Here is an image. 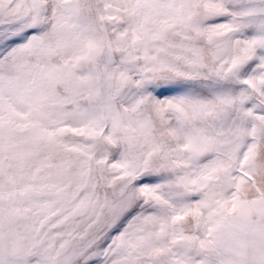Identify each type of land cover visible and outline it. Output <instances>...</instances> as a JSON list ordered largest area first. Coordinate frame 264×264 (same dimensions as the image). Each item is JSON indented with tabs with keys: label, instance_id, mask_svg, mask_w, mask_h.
<instances>
[{
	"label": "snow or ice",
	"instance_id": "1",
	"mask_svg": "<svg viewBox=\"0 0 264 264\" xmlns=\"http://www.w3.org/2000/svg\"><path fill=\"white\" fill-rule=\"evenodd\" d=\"M0 264H264V0H0Z\"/></svg>",
	"mask_w": 264,
	"mask_h": 264
}]
</instances>
